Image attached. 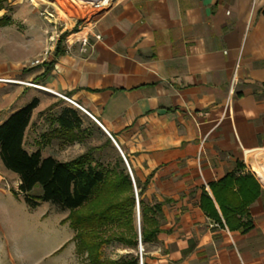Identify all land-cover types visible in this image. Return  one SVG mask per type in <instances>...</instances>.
I'll list each match as a JSON object with an SVG mask.
<instances>
[{
	"label": "crops",
	"instance_id": "obj_1",
	"mask_svg": "<svg viewBox=\"0 0 264 264\" xmlns=\"http://www.w3.org/2000/svg\"><path fill=\"white\" fill-rule=\"evenodd\" d=\"M262 11L264 0H119L99 13L101 38L84 52L22 71L0 62V78L18 80L0 93L6 116L27 92L38 99L23 143L42 109L35 90L17 84L32 81L74 100L111 135L128 156L137 202L134 178L147 203H161L158 244L141 264H264V188L252 169L264 155ZM36 123L25 149L42 154L45 119ZM45 140L42 155L56 158L77 144ZM227 171L250 173L261 187L241 216L244 231L225 224L212 191Z\"/></svg>",
	"mask_w": 264,
	"mask_h": 264
},
{
	"label": "trees",
	"instance_id": "obj_2",
	"mask_svg": "<svg viewBox=\"0 0 264 264\" xmlns=\"http://www.w3.org/2000/svg\"><path fill=\"white\" fill-rule=\"evenodd\" d=\"M4 0H0V9ZM264 12V11H262ZM62 33L52 51V58L64 52ZM44 61L49 67L53 59ZM38 99L31 98L25 105L10 112L0 122V162L5 169L13 172L19 180L18 191L29 208H34L39 201H46L67 210L61 220L67 222L73 230L72 240L77 253H86L90 264H138L135 257L119 262L103 258V249L112 239L135 244L137 232L133 226V208L135 194L126 166L105 136V142L93 146L75 157L63 161L49 154L43 156L40 149L27 151L23 137L29 123L32 110ZM55 126L47 138L59 144H72L83 140L81 129L82 117L72 106H63L53 117ZM110 147L113 165L106 161L107 155L102 149ZM128 160V156L124 153ZM242 167L243 165H238ZM138 196L140 214V241L142 244L156 240L160 231L159 218L161 203L149 204L143 199V186L134 178ZM40 193L33 194L35 186ZM218 201L225 224L244 231L248 222L241 220L246 214V206L259 195L260 184L252 174L235 175L227 173L212 187ZM207 195H203L201 207L215 217Z\"/></svg>",
	"mask_w": 264,
	"mask_h": 264
},
{
	"label": "rangeland",
	"instance_id": "obj_3",
	"mask_svg": "<svg viewBox=\"0 0 264 264\" xmlns=\"http://www.w3.org/2000/svg\"><path fill=\"white\" fill-rule=\"evenodd\" d=\"M77 1L4 0L3 8L0 9V62L6 66L8 72L22 71L30 67L34 59L43 56L46 58L45 61L50 60L57 37L64 32L68 33L79 24L92 25L96 30L99 13L119 0H79L80 4L73 3ZM62 7L65 8V13L58 11ZM19 76L20 74L13 77ZM2 79L0 93L13 88L15 84L11 80H17ZM17 85L23 86V90L27 87L34 89V93L41 100L39 107L42 110L34 116L31 129L25 135L23 143L25 148L31 147L37 118L42 116L45 119V128L39 134L37 142L42 154L50 152L51 148L46 145L45 139L51 135L49 131L55 126L52 119L63 106L67 105L76 108L82 117L83 140L66 152L57 153L58 159L69 158L105 142V136L100 132L101 128L87 114L63 97L46 91L40 83L24 81L23 84ZM27 95L28 92L20 98L15 105L16 108L28 102ZM7 102L4 97L0 98V121L9 111L5 108ZM102 153L107 155L105 160L113 165L110 156L114 153L111 148H103ZM255 163L259 169L264 170V155L258 153L255 156ZM258 179L264 188V179L261 176H258ZM18 183V177L5 169L0 162V264H90L85 252L77 253L74 250L73 230L68 227L67 222L61 221L67 210L46 201H39L34 208H29L18 191ZM32 193H40L38 185L33 188ZM133 226L137 232L135 244L112 239L104 246L103 258L119 262L135 257L139 264L141 255V260L144 261L149 255L148 251H151L158 242L141 243V247L138 245L136 204L133 208Z\"/></svg>",
	"mask_w": 264,
	"mask_h": 264
},
{
	"label": "built area",
	"instance_id": "obj_4",
	"mask_svg": "<svg viewBox=\"0 0 264 264\" xmlns=\"http://www.w3.org/2000/svg\"><path fill=\"white\" fill-rule=\"evenodd\" d=\"M59 37H57L58 39ZM101 38L100 33L94 29V26L88 25V24H79L77 26H74L73 29H71L66 35L64 36L62 40V45L64 48V51L70 52V51H78V52H84L87 47L92 46L91 40H99ZM56 39V41H57ZM56 44V42H55ZM55 46V45H54ZM54 48V47H53ZM46 60V58L43 56L39 59H34L31 64L36 65L43 63ZM0 80H3L0 78ZM11 81H17V80H11ZM44 89H47L43 87ZM54 92V91H52ZM55 94L63 97L65 100L73 104L74 106L82 109L74 100L71 98L64 96L60 93L54 92ZM83 110V109H82ZM84 111V110H83ZM94 120V118L92 117ZM136 195V192H135ZM139 264H141V255Z\"/></svg>",
	"mask_w": 264,
	"mask_h": 264
},
{
	"label": "water",
	"instance_id": "obj_5",
	"mask_svg": "<svg viewBox=\"0 0 264 264\" xmlns=\"http://www.w3.org/2000/svg\"><path fill=\"white\" fill-rule=\"evenodd\" d=\"M98 126H100V128L103 129V127H101V125L98 124ZM104 130V129H103ZM106 132V131H104ZM108 138L110 139L111 143L113 144V146L116 148V150L118 151V153L120 154L125 166H126V169L128 171V174L131 178V181H132V184H133V179H132V176H131V173H130V169H129V166L127 164V160L125 158V156L123 155V153L121 152L119 146L116 144L115 140L111 137V135H109L108 133H106ZM134 192H135V188H134ZM135 204L137 206V228H138V238H139V235H140V223H139V208H138V202H137V198L135 197ZM138 245L140 246V241L138 242Z\"/></svg>",
	"mask_w": 264,
	"mask_h": 264
},
{
	"label": "bare ground",
	"instance_id": "obj_6",
	"mask_svg": "<svg viewBox=\"0 0 264 264\" xmlns=\"http://www.w3.org/2000/svg\"><path fill=\"white\" fill-rule=\"evenodd\" d=\"M73 3L80 4L79 0H78L77 2H73ZM64 9H65V8L62 7V8H59L58 11H59L60 13H65V10H64ZM38 87H40V86H38ZM252 169L257 173L258 176H261L262 179H264V170L259 169V168L257 167L256 163H253V162H252Z\"/></svg>",
	"mask_w": 264,
	"mask_h": 264
}]
</instances>
